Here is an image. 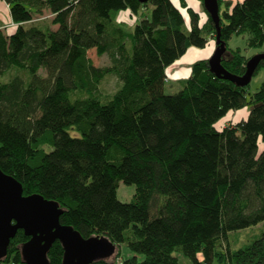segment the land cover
<instances>
[{"label": "trees", "instance_id": "16d2710c", "mask_svg": "<svg viewBox=\"0 0 264 264\" xmlns=\"http://www.w3.org/2000/svg\"><path fill=\"white\" fill-rule=\"evenodd\" d=\"M5 2L14 26L0 22V169L23 194L57 202L60 222L83 237L127 245L132 255L121 264H181L177 250L191 264H264V231L235 249L228 239L264 221V79L251 93L200 59L179 91H164L170 65L215 41L208 13L201 23L185 0ZM218 3L221 63L243 75L249 57L227 41L246 34L248 47L264 45V0ZM148 4L150 15L132 30L116 21L119 11ZM91 49L110 64L96 66ZM261 68L264 61L254 75ZM13 69L26 78L3 80ZM108 74L120 85L101 96ZM248 105L243 119L215 126ZM120 181L135 185L130 201L117 198ZM29 239L18 230L0 264H28L21 247ZM63 253L55 240L49 264H61Z\"/></svg>", "mask_w": 264, "mask_h": 264}, {"label": "water", "instance_id": "95a60500", "mask_svg": "<svg viewBox=\"0 0 264 264\" xmlns=\"http://www.w3.org/2000/svg\"><path fill=\"white\" fill-rule=\"evenodd\" d=\"M141 3L149 0H139ZM203 7L215 25V48L207 59L211 72L237 86L250 83L264 51L247 60L243 75L227 71L221 59L226 52L225 42L220 38V7L218 0H203ZM58 203L40 194L24 195L22 185L0 169V259L6 255L10 240L18 230H23L30 239L21 247L22 257L28 264H49L47 253L55 240L63 246L61 264H92L112 257L117 245L105 235L83 237L72 226L62 224Z\"/></svg>", "mask_w": 264, "mask_h": 264}, {"label": "rangeland", "instance_id": "374dc122", "mask_svg": "<svg viewBox=\"0 0 264 264\" xmlns=\"http://www.w3.org/2000/svg\"><path fill=\"white\" fill-rule=\"evenodd\" d=\"M231 1L236 2V1H242V0H231ZM188 2L191 6L196 7L197 0H188ZM150 6L151 5L148 4L145 7H142L140 9V12H138V13L136 12L137 13V15H136L137 21L142 19V17H143L142 14L145 13L147 11V9H149L147 16L150 15L151 8H152V7L150 8ZM201 6L202 5H200V3H199V9L198 10L201 11L202 20H204L207 18V15L205 14V12H203L201 10ZM183 13L185 14L184 11H183ZM47 16H48V13L46 12L44 14V16H42V17H47ZM118 23L123 24L128 30H132V28L134 27V24H135V23L134 24L127 23V25H126L124 22H118ZM3 28H6V26H3ZM212 40L214 41L213 38L209 39V42H211ZM227 45H228V47H230L232 49L239 47L241 49L242 53L244 55H246L247 57H251L252 55H254L258 52L264 51V45H262L260 47H255V48L248 47L246 34L232 35L230 37V39L227 41ZM200 53L201 52H196V54H200ZM88 56L92 59L93 63L96 66L102 67V66H107L110 64V57L106 53L102 54V55H98L96 53L95 49H91V50H89ZM188 59L191 60L192 57L190 56V57H188ZM200 59H203V58H200ZM167 71H169V69H167ZM189 71H190L189 67H185L181 71L171 72L173 74L172 76L169 75V73H166V81H165V85H164L165 93L172 94V93L179 91L183 87L182 86V84H183L182 80L189 77V75H190ZM16 73H18L24 79L26 78V74L23 71L17 72L16 70L13 69L9 72L8 75H6V77H4L3 80L14 76ZM42 74H45V72L42 71ZM179 76H184V77L177 78ZM263 79H264V68H261L258 70V72L255 75H253V77L249 83V88H248L249 92H251V93L255 92L259 88ZM119 85H120V81H119L118 77L114 74H108L101 80V82L99 84V91L98 92L100 93L101 96H107V95L114 93L118 89ZM250 108H251V105L250 106L248 105V106L244 107L243 109L233 111L231 113V115H229V117L226 116L225 118L219 120L215 126L218 128H223L227 125H232V122H236L240 119H243L248 114ZM134 193H135V185L134 184H126L123 181L119 182L118 188H117V198L120 201H125V202L130 201L132 199V196L134 195ZM262 231H264V221L257 224L256 226H252L249 228L230 232L228 234V239H229V241H231L230 242L231 248L235 249V248L240 247L241 245H244V244L250 242L251 240L254 239V237L258 236ZM116 251L120 255V257L117 258V260H116L117 264H121L122 257H129L130 255H132L130 249L125 244L117 246ZM173 254L178 258V260L181 264H191L190 259L188 257H186L182 252L177 250ZM142 257H143L142 254H137V258L139 261L142 260ZM3 264H13V263L12 262H4Z\"/></svg>", "mask_w": 264, "mask_h": 264}, {"label": "crops", "instance_id": "0c3cea01", "mask_svg": "<svg viewBox=\"0 0 264 264\" xmlns=\"http://www.w3.org/2000/svg\"><path fill=\"white\" fill-rule=\"evenodd\" d=\"M185 1L187 4V7H190L199 13L200 22L201 23L204 22L206 19L202 20L201 11L198 10L199 9V3H200V5H202L201 10L203 12H205L202 2L200 0H197L196 7L195 6L193 7L189 4L188 0H185ZM178 3H179V1H178ZM150 8H151V6H150ZM148 10L149 9H147V11L145 13H143L142 15L147 16ZM185 11H186V9H185ZM138 12H140V10ZM137 13L132 12L130 9L121 10L116 14V21L117 22H124L126 25H127V23L134 24L137 21L136 20ZM183 16H184V14H183ZM187 17H188V14H187ZM184 18H185V16H184ZM0 22L2 23L3 26H6V28H10V27L12 28L14 26V23L11 19L10 13H9L8 4L5 2V0H0ZM185 22H186L187 26H189V18H185ZM210 46H211V50L209 51L208 48ZM214 48H215V41H213V40L211 42L208 41L207 45L203 48H198V47H194V46L189 47L187 49L186 53L180 59L176 60L172 65H170L167 68V69H169V71H167V69H166V73H169V75H171V72L181 71L184 67H189V69H190V65L193 62H195L196 60H200V58L208 59L212 55ZM204 50L205 51L208 50V51L205 52ZM199 51H204V52L200 53V54H196V52H199ZM184 56H187V57L191 56L192 59L190 60V59L186 58L185 60H183L182 58ZM182 77H184V76H179L177 78H182Z\"/></svg>", "mask_w": 264, "mask_h": 264}, {"label": "bare ground", "instance_id": "6f19581e", "mask_svg": "<svg viewBox=\"0 0 264 264\" xmlns=\"http://www.w3.org/2000/svg\"><path fill=\"white\" fill-rule=\"evenodd\" d=\"M175 1H176V0H175ZM208 50H209V51L211 50V46L208 48ZM208 50H207V51H208ZM204 51H205V50H204ZM204 51H199V52L203 53ZM207 51H205V52H207ZM189 57H190V56H189ZM186 58H188V57H187V56H184L182 59L185 60ZM184 68H185V67H184ZM184 68H183V69H184ZM189 72H190V71H189ZM172 75H173V74L171 73V76H172Z\"/></svg>", "mask_w": 264, "mask_h": 264}]
</instances>
